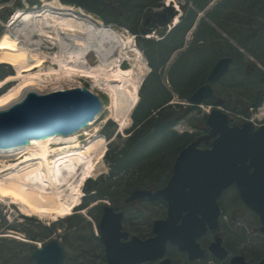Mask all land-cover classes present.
Listing matches in <instances>:
<instances>
[{
  "label": "water",
  "instance_id": "obj_1",
  "mask_svg": "<svg viewBox=\"0 0 264 264\" xmlns=\"http://www.w3.org/2000/svg\"><path fill=\"white\" fill-rule=\"evenodd\" d=\"M232 59H220L208 77V82L221 80L229 71ZM213 95L208 83L191 97L199 106ZM99 96L87 87L38 93L28 90L19 101L0 109V148L27 145L32 139L54 135H69L87 127L102 109ZM209 136L184 148L177 156L173 176L168 185L156 191L135 190L127 202L149 198L163 199L169 204L167 220L156 221V237L142 240L123 231L124 213L104 207L100 223L101 241L106 248L108 264H140L155 261L166 254L168 243L189 253V259L205 257L197 239L208 227L219 228L222 193L235 186L239 198L255 212L264 226V125L254 127L251 122L230 126L229 118L220 109L212 110L207 119ZM213 139L211 148H199L201 140ZM211 251L218 258L228 254L217 236ZM126 239L128 241H123ZM37 264H64L65 252L60 243L52 240L33 254ZM164 259L159 264H171ZM85 264V263H82ZM232 264H246L243 257ZM258 264H264V259Z\"/></svg>",
  "mask_w": 264,
  "mask_h": 264
},
{
  "label": "trees",
  "instance_id": "obj_2",
  "mask_svg": "<svg viewBox=\"0 0 264 264\" xmlns=\"http://www.w3.org/2000/svg\"><path fill=\"white\" fill-rule=\"evenodd\" d=\"M61 1L92 11L102 16L107 23L115 22L114 17L122 20L126 18L125 24L137 35L139 46L145 52L153 70L141 92L142 101L134 114L135 125L131 137L127 139L125 146L115 153L109 151L107 155L111 167L109 175L96 181L91 180L87 186L88 194H93L86 196L85 205L88 206L97 200H110L114 205L120 202V205L124 206L125 199L135 188L163 187L172 174L177 154L197 136L189 133L180 135L174 130L180 121L185 120L198 108L189 105H168L173 99L172 92L189 99L195 90L206 82L208 69L216 58L228 55L237 63L242 57L239 51L228 44L225 49L219 46L220 39L223 38L217 33L216 28L220 26L232 39L264 63V0H223L207 10L194 33V42L171 67L169 76L173 86L172 92L162 83L160 72L166 68L174 52L184 47L187 34L194 28L199 13L204 12L215 0H188L183 5L184 13L180 23L167 34L164 27L161 31L163 39L158 41L144 36L152 31L157 32L156 24L162 23L164 16H168V19L171 17L172 12L165 8L163 0ZM103 6L106 9L98 8ZM159 7L163 9L156 12L154 9ZM106 10L113 13L108 11L111 17ZM165 23L166 21L162 24ZM241 68H238V72L231 70L218 86L230 90L231 96L239 99L236 103L245 106L246 109H249L250 105V108H258L264 97H255V90L259 87L256 82L258 75L261 76L260 73L263 72L247 75L242 73ZM10 73H12L10 66L0 64V80ZM247 98L250 99L248 104ZM209 102L215 103L214 98ZM202 119L204 128H198L207 132L206 117L203 116ZM100 183L102 186H99ZM236 198L238 199L237 196ZM94 210L101 214L102 206H97ZM76 218V216L71 218V222ZM37 225L40 230L26 231L28 238L36 242L49 239L58 227L57 224L50 227L41 223ZM95 239L98 241V238ZM237 241L242 242L240 238H237ZM22 244L31 254L37 249L35 245ZM20 254L10 249L6 261H15Z\"/></svg>",
  "mask_w": 264,
  "mask_h": 264
},
{
  "label": "bare ground",
  "instance_id": "obj_3",
  "mask_svg": "<svg viewBox=\"0 0 264 264\" xmlns=\"http://www.w3.org/2000/svg\"><path fill=\"white\" fill-rule=\"evenodd\" d=\"M178 21L176 17L174 22ZM12 22L0 37V63L11 65L16 73L0 81V89L11 82L18 84L0 96V109L22 99L28 90L42 94L66 90V84L76 83L75 78H85L111 96L122 129L130 125L139 102L136 67L147 65L133 38L123 40L112 26L67 5L18 10ZM48 41L57 49L55 55L42 51ZM91 53L99 59L97 66L89 62ZM133 56L134 69L120 66L125 57ZM47 58L58 68H44ZM105 145L100 136L81 145L73 134L0 149V198L19 205L25 215L63 218L82 200V185L97 172ZM12 157L20 161L7 164L5 159Z\"/></svg>",
  "mask_w": 264,
  "mask_h": 264
},
{
  "label": "rangeland",
  "instance_id": "obj_4",
  "mask_svg": "<svg viewBox=\"0 0 264 264\" xmlns=\"http://www.w3.org/2000/svg\"><path fill=\"white\" fill-rule=\"evenodd\" d=\"M169 0H163L162 4L165 6ZM176 3V7H179L180 12L177 8H170V10L178 11L176 14L178 16L182 15L184 12L183 5L188 2V0H173ZM223 0H215L207 10L211 9L213 5L218 4ZM46 3H50L48 7H46ZM61 0H10L8 2H2L0 0V29L5 32L8 29V21L12 19V12H17L18 10L23 11H31V10H44L45 8H56L62 7ZM72 5V4H71ZM69 5V6H71ZM175 6V4H173ZM75 9L78 13L85 12L86 14L92 15L94 18L98 19L99 21L103 22V18L100 15L93 13L92 11H88L87 9L81 7L79 8L78 5L71 6ZM104 7V8H103ZM98 7L99 9L103 10L106 9L105 6ZM163 8H155L156 12H160ZM169 9V8H167ZM206 10V11H207ZM99 11V10H96ZM107 11V10H106ZM109 11V10H108ZM107 13L110 15V13ZM199 13L197 18L196 24L194 28L187 34L185 45L183 48L174 52L166 68L160 72V78L162 83L166 86L168 91H173V86L170 80L169 72L173 64L180 58L181 54L188 51L192 43L195 39V31L197 30L200 21L205 16V12ZM113 14V13H111ZM169 14V13H167ZM111 17V15H110ZM121 17V16H118ZM115 22L113 23L114 29L118 32V34L122 37L123 40L132 37L133 32L129 29V26L125 24L127 22L126 18L124 20L120 18H115ZM167 18H162L163 22L166 21ZM124 22V23H123ZM162 22V23H163ZM156 24V28L158 31H152L150 35L156 41L162 40L163 37L161 35V31L166 27V33H169L174 26L170 27V24ZM21 21L17 23L20 25ZM171 28V29H170ZM217 33L221 35L223 39H220L219 46L222 49L227 48L228 46H232L234 49L239 51L242 54V57L238 59L237 63L234 62L231 70L234 72H238V68H241L243 74H247L246 71H254L256 74L259 72L262 74L261 76L258 75L257 84H259L257 89L255 90V97H264V63L258 60L256 57L252 55L248 49L244 48L240 43H237L234 39L231 38L220 26L217 28ZM1 34V31H0ZM136 35V34H135ZM134 35V36H135ZM43 52L46 54H54L57 52V49L54 45H51V42L48 41V44L43 45ZM222 51V50H220ZM143 52V50H142ZM143 56L146 60V66H135L137 68L136 77L137 80L142 82L148 78L149 74L152 71L151 65L148 63L146 54L143 52ZM220 57L216 58L209 67V71H211L212 67L215 65L216 61ZM89 62L93 66H97L99 64V59L95 53H91L88 56ZM129 60L127 57L123 59V61H127V63L123 64L124 69H134L133 61L136 59L134 56ZM136 62V61H135ZM139 63V62H137ZM57 67L54 65L49 58H47V62L44 68L49 67ZM12 67V66H11ZM236 68V69H235ZM13 74L16 73V70L12 67ZM253 73V72H252ZM256 76V75H255ZM76 83L73 85L66 84V88L70 87H79L85 86L92 89L95 93H97L103 100V108L98 115V119L96 123L92 126H88L85 128L84 131H79L76 134L77 140L81 145H86L90 142L91 139L96 138V136H100L104 138L105 141V151H109L115 153L116 150L118 151L120 148L125 146L126 141L129 137H131V131L133 130L135 118L134 116L130 115L131 122L130 125L132 126L129 129L121 130V125L117 121L115 116V106L113 104L111 96L106 94L105 90H101L95 86L91 79L85 78H75ZM18 83L11 82L8 83L6 89L0 92V96H2L5 92H7L10 88ZM48 89L47 91H50ZM262 90L261 92H258ZM105 91V92H104ZM173 93V106L175 104H183L186 105L187 100L182 98L176 92ZM258 95V96H257ZM252 97V96H251ZM254 99V98H253ZM219 100L223 101L224 103V110L228 113L230 120L234 124H242L246 113L251 112V108L246 109L245 106L239 105L236 102H239V99H235L234 96H231L230 90L224 89V87H217L216 93L214 96V101L218 102ZM142 101V95L140 93V103ZM246 103H250V99H246ZM263 105V106H262ZM262 107L254 108L252 111V115L250 120L254 123H262L264 120V100L262 101ZM209 106L204 105L200 109L193 111L190 115L187 116L185 120H183L175 130L178 133H196V135L204 134L198 127H203V115L208 111ZM242 115V116H240ZM204 128V127H203ZM202 132V133H201ZM86 133H89L88 135ZM109 134V135H108ZM73 135V134H72ZM93 135V136H92ZM92 136V137H91ZM109 153V152H108ZM20 161L19 157H12L9 159H5L7 164L15 163ZM174 163V162H173ZM111 167L109 164V160L104 157L100 165L98 166L97 172L93 175V179L96 180L100 178V176L109 175ZM170 178V177H169ZM168 178V179H169ZM167 179V181H168ZM90 182H87L85 188L83 189L84 195H92L93 193L88 194L87 186ZM167 183V182H166ZM99 186H102L100 183ZM236 192L232 189H229L224 193V197L221 199L220 204L223 210V217H222V226H221V233L224 235V241L226 246H230L228 250L230 254H239L244 255L248 258V261L251 264H256L259 262L260 259L264 257V228L260 225L259 218L256 214L251 212L247 209L239 199L236 198ZM105 201V200H103ZM100 202V201H99ZM98 201L96 203L91 204L89 207L83 210H79L76 213V220L72 221L68 218L56 220V218L51 216H32V215H25L22 213L21 208L19 205H13L10 201L4 200L0 198V236L1 235H10L12 237H5L0 238V264H36L35 260L32 258V254L29 251H26V247L23 246L24 243L22 240L27 239L26 231H38L40 228L38 227L37 223H43L45 225H50L53 222H57V230L54 234L49 238L46 239L44 242H37V246L44 243H48L52 240H57L60 245L64 248L66 254V261L65 264H79L81 261L86 262L87 264H103L102 256H103V248L102 244L98 242L95 238L98 235V220L100 219V213L95 211V207L97 206ZM118 206L120 207L121 203L117 202ZM123 206V205H122ZM125 212L127 215L126 219V229L133 234H141L147 235L150 234L152 231L151 224L157 218H163L165 212L167 211L166 206L152 203L149 200L139 201L133 205H126L124 203ZM91 213V214H90ZM95 216H98L97 219ZM68 220V221H67ZM42 224V225H43ZM15 228L14 230H11ZM213 231L210 235L206 238L201 239V244L204 248L208 249L210 242L213 240ZM243 237V238H242ZM237 238L242 240V242L237 241ZM14 250L15 252L21 253L20 256L11 262L6 261L7 252ZM170 255L173 257V264H192L189 263L187 260V256L182 254L181 252L177 253L175 250H169ZM210 258V257H209ZM211 260V261H209ZM30 262V263H29ZM193 264H229L228 261L218 262L214 261L212 258L205 260L204 262H194Z\"/></svg>",
  "mask_w": 264,
  "mask_h": 264
},
{
  "label": "flooded vegetation",
  "instance_id": "obj_5",
  "mask_svg": "<svg viewBox=\"0 0 264 264\" xmlns=\"http://www.w3.org/2000/svg\"><path fill=\"white\" fill-rule=\"evenodd\" d=\"M172 260H173V257L171 255H169ZM102 261H103V264H107V258L105 256V250H104V246H103V256H102ZM174 261V260H173ZM190 263V262H189ZM151 264V263H150Z\"/></svg>",
  "mask_w": 264,
  "mask_h": 264
}]
</instances>
